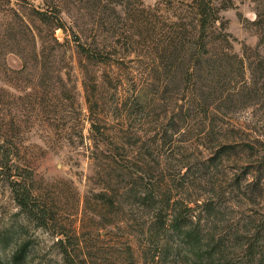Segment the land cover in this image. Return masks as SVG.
Wrapping results in <instances>:
<instances>
[{
    "label": "rangeland",
    "instance_id": "rangeland-1",
    "mask_svg": "<svg viewBox=\"0 0 264 264\" xmlns=\"http://www.w3.org/2000/svg\"><path fill=\"white\" fill-rule=\"evenodd\" d=\"M158 1L0 0V264H264V0L184 67Z\"/></svg>",
    "mask_w": 264,
    "mask_h": 264
},
{
    "label": "trees",
    "instance_id": "trees-1",
    "mask_svg": "<svg viewBox=\"0 0 264 264\" xmlns=\"http://www.w3.org/2000/svg\"><path fill=\"white\" fill-rule=\"evenodd\" d=\"M141 3L142 0H140ZM161 3H167L168 6L175 12V18L170 19V23L164 21V27L162 36L165 35L164 48L173 47L174 52H178L179 55V66L186 65V57L189 55V60L193 57L192 64H197V59L202 60L206 55L210 53L209 43L214 34H225L223 30L218 28V25L224 24L221 21V11L228 8L233 4V0H160L158 1L159 6ZM156 6V7H157ZM154 8L143 7L142 11H149ZM42 19L54 22L55 26H63L60 23V10L54 8L51 11L45 9L41 11ZM147 19L148 17L145 16ZM186 37H189L187 41H184ZM81 51L89 56H95L94 49L87 46V43L81 42L78 44ZM177 63V64H178ZM188 64V61H187ZM192 68V69H191ZM187 73L191 75L194 73L193 67L187 65ZM187 77L186 79H188ZM15 163L13 162L12 155L8 152L5 144L0 141V176L7 175L10 178V184L14 193V198L20 205L21 209L28 215L33 217L44 218L46 211L36 207L34 197L36 193L31 182L32 176L17 177L14 179V175L11 172L15 169ZM9 172V173H7ZM20 178V179H19ZM180 219L175 220L174 224L176 228L181 230L183 223ZM186 238L193 237L195 232L188 230L184 231ZM65 238L62 237V246H65ZM66 251H68L65 248Z\"/></svg>",
    "mask_w": 264,
    "mask_h": 264
}]
</instances>
